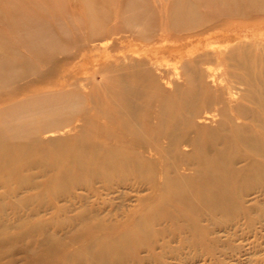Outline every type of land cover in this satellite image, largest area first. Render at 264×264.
Returning a JSON list of instances; mask_svg holds the SVG:
<instances>
[{"label":"rangeland","instance_id":"374dc122","mask_svg":"<svg viewBox=\"0 0 264 264\" xmlns=\"http://www.w3.org/2000/svg\"><path fill=\"white\" fill-rule=\"evenodd\" d=\"M256 11L230 19L224 27L187 33L174 45L157 38L149 43L127 39L125 34L127 40L93 42L97 46L88 52L85 63L79 61L84 50L79 46L77 50L70 39L66 52L46 65L56 69L55 77L45 72L18 81L26 97L70 89L83 98V105L70 113V123L41 134L36 141H31V134L10 142L0 139V264H264V149L231 137L235 153L223 167L226 173H234L230 193L215 207L196 202L184 206L183 212L181 205L188 199L183 196L191 185L199 178L205 183L213 178L200 176V165L192 157L196 150L189 140L170 154L169 140L156 126L162 110L160 97H176L178 90L188 88V75L194 71V83L210 97L208 107L198 103L194 122L212 129L215 148L223 146L219 137L233 126L245 125L254 133L261 130L264 107L246 97L248 87L239 82L237 63L231 60L238 46L243 55L264 60V10ZM158 32L157 23L145 34L150 37ZM195 45L199 49L192 52ZM107 54L110 57L105 59ZM192 55L200 56L194 62ZM134 63L142 64L150 80V99L144 110L136 112L140 120L131 114L137 124L131 121L125 129L109 119L114 118V105L104 94L108 87L104 69L121 64L123 71L131 70ZM257 64L263 66L264 75V61ZM61 75L63 85L56 82ZM240 107L246 108L245 113L238 112ZM227 116L229 124L223 123ZM87 121L97 127L87 126ZM200 136L197 152L213 153L215 149L205 145L209 135ZM91 151L98 156L92 157ZM254 163L255 175L250 170ZM94 167L98 169L92 173ZM63 169L69 173L61 174ZM94 173L98 177L91 176Z\"/></svg>","mask_w":264,"mask_h":264},{"label":"bare ground","instance_id":"6f19581e","mask_svg":"<svg viewBox=\"0 0 264 264\" xmlns=\"http://www.w3.org/2000/svg\"><path fill=\"white\" fill-rule=\"evenodd\" d=\"M61 2H63L64 5L60 8ZM263 6L264 0H0V139L3 140V138H7L6 141L10 142L14 138L19 139L20 137L31 134V141H36L39 137L41 138V134L59 131V129L70 123L72 120L70 113H72L77 106L83 105V98L71 93L70 89L61 91L45 90L44 92H35L36 94L33 93L35 95L30 97H28V95L26 97L24 95L25 93L22 92L24 89L17 86L18 81L30 75H40L49 72V75L54 76V74H56V69H52L46 65L51 61L53 62L56 55L66 52L70 39L72 40L71 42L76 43L75 48L79 46V49L82 48L84 50L83 54H80L79 61L85 63L87 58H89V55H87L88 52L95 49L97 46V44H92L93 42L101 43V41L105 39L117 41L120 38L125 39L123 36L125 34L128 36L127 39L132 37L133 39H140L149 43L151 40L157 38L160 42L174 45L179 40L183 39L185 37H183V35L187 33L194 34L195 32L197 34L198 31L202 30V27L203 29H210L212 27L227 26L229 23L228 20L235 17H243L256 10L262 11V9L264 10ZM157 23L159 24L158 35L153 33L150 37L147 36L145 34L146 31H152ZM238 47L236 49L237 52H233V57L231 59L233 63H237L234 64L237 68L235 70V75L240 80H238L239 82L247 85L248 90L246 92V97L251 102L253 101L264 107V98H262L264 93L263 66L260 67L261 65L257 64L264 60H261L259 58L260 56L256 59H254L255 57L253 56H245L238 50ZM197 49H199V46L195 45L192 52H195ZM219 50L221 52L223 49ZM193 56L194 55H192V57ZM199 56L200 55H196L191 60L195 62L198 60ZM109 57L110 55H105V59ZM257 59L261 61L256 62ZM97 60L98 59L95 61ZM185 61L186 60H184V63H186ZM140 66L138 63H134V65L130 67L131 70L125 71H123L124 66H121V64L120 66L117 65L115 68L112 65L106 66L107 69L103 68L106 74L105 81L108 82V87L104 94L107 100L114 105V118L109 119H114L113 124H115L116 121L117 124L119 123V125L123 126L125 129H128V126L131 125L133 120L136 122L138 117L140 120V116H137L139 113L138 111L139 109L140 111L142 109L144 110L142 107H146L150 99V80L146 72L144 73ZM193 76L194 71L190 72L188 75L190 86L186 89L178 90L176 97H171L169 94L160 97L162 110L159 118L157 117L156 119V126L159 128V134H165L169 140V148L167 145V148L171 150L169 153L172 154V151L177 152L179 147L182 146L181 144L189 140V144L194 146L196 150L192 157H194L197 160V164L200 165V176L202 177L204 174H208L213 178L212 181L206 180V183L205 181L200 182L202 178H199L191 185V190L187 192L186 196H183V198H188L186 200L187 203L182 201L183 203L181 206L183 212L186 210L185 207L187 208V206L196 202L199 204L204 203V205L208 207H215L220 204V202L224 201L223 199L228 192L230 193V187H232L231 176H233L234 173H226L223 171V167L227 162L232 160L230 159L231 154L235 153L231 146L233 145L230 140L231 137L243 139L245 140L244 143H248L250 146L255 145L258 148L264 149V120L259 124L261 130L258 132L256 131V133L249 131L247 129L248 127H245V125L229 128V133L219 137L223 146L220 148L217 146L216 148L214 147L216 143L214 139L215 136H212V129L205 126H198L194 122L195 110H197L198 103H201L204 107H208L210 105V97L208 94H205L204 88L194 83ZM61 77L62 75L58 77L59 79H57L56 82L63 85L65 83H63L64 81L61 82ZM72 85L73 83H70L69 87ZM97 110L101 114L100 110H102V108H100V105ZM245 111L246 108H238L240 114L245 113ZM131 114L137 118H132ZM130 116L132 119L129 121ZM226 118L227 121L223 123L231 121L229 116ZM87 122V126L89 127L90 125L96 126L94 122ZM119 128L120 127H118V129ZM136 128H138V126H136ZM84 132L85 131H83V133ZM191 132H195V135L191 136ZM86 133L88 134V132ZM154 133L156 132L154 131ZM200 135H209L207 143L205 141V145L214 148L215 151L213 153L202 154L201 151L197 152L202 144ZM83 138L85 139L86 137ZM40 140L43 142V139ZM3 141L1 143H3ZM84 141L86 142V140ZM92 141H94L93 138ZM78 142L80 144V141ZM78 142H75L74 146ZM83 142H81L83 146L88 143L86 142V144H84ZM37 145L38 143L35 144L36 147ZM94 145H96V143ZM87 146H90V144ZM91 146L90 148L92 149L93 146ZM78 147L80 148V145ZM252 147H250V149ZM94 148L96 150V147ZM94 148L92 151H94ZM168 149L167 151H169ZM88 150L87 152L89 153L87 154H89V156L87 157H90V151ZM96 151L98 154L100 153L98 149ZM11 152L12 151H10V153ZM76 152L79 154L78 150ZM72 154L73 153L70 155ZM84 154L86 155L85 152ZM98 154H93L92 157H94V155L98 156ZM67 156H69V154ZM76 156L78 155L76 154ZM68 158L70 159V157ZM8 160L12 162V156ZM84 160L85 159L82 161ZM116 161L119 160L116 159ZM28 162H26V164ZM75 162L73 160V163L76 165ZM53 163H55V161ZM78 163L79 160L77 161V164ZM98 163H96V166ZM128 163L131 162L128 161ZM107 164L105 166H107ZM75 165L73 167H75ZM256 165L255 163L250 165V170L253 171V169L257 168ZM53 166L55 167L54 164ZM6 168H8V166ZM64 169L63 171L61 170V174L64 172L63 175L68 171V169H65L67 171H64ZM77 169L78 168H76V170ZM97 169H93L94 171L91 170L92 173ZM53 170L55 172V169ZM72 170L74 171V169ZM81 170L80 168L79 171ZM79 171L77 173L80 175L81 172ZM14 173L16 174V172ZM84 173H82V175H84ZM253 173L255 175V171H253ZM63 175L61 176L64 177ZM96 175L97 174H91V176L98 177ZM61 176L59 178H62ZM76 177L78 179L79 176L76 174ZM59 178H57L58 181H55L56 178L52 180L58 184ZM80 180H82V176ZM61 182L62 181H60V183ZM169 183H171L170 180ZM177 183L179 184L180 182ZM121 246L119 247L121 248Z\"/></svg>","mask_w":264,"mask_h":264}]
</instances>
